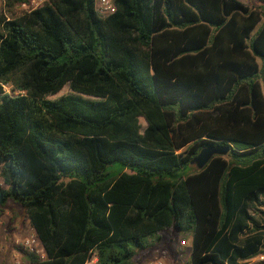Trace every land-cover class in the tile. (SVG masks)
I'll use <instances>...</instances> for the list:
<instances>
[{
    "label": "trees",
    "instance_id": "obj_1",
    "mask_svg": "<svg viewBox=\"0 0 264 264\" xmlns=\"http://www.w3.org/2000/svg\"><path fill=\"white\" fill-rule=\"evenodd\" d=\"M115 6L0 17V208L45 252L24 264H135L169 230L190 264L264 254V0ZM207 147L228 152L198 169Z\"/></svg>",
    "mask_w": 264,
    "mask_h": 264
},
{
    "label": "rangeland",
    "instance_id": "obj_2",
    "mask_svg": "<svg viewBox=\"0 0 264 264\" xmlns=\"http://www.w3.org/2000/svg\"><path fill=\"white\" fill-rule=\"evenodd\" d=\"M48 1L50 0H31L30 4L12 5V2L8 0H0V17L5 15L11 18L10 12L20 16L43 6ZM118 169L119 166H115L112 171H118ZM262 212H264V206H257L253 216L258 220V226H252V228L257 227L264 234ZM32 238L37 239L36 250L40 251L39 254L31 253L23 245ZM148 244V249L140 251L134 258L135 264H190L192 261V231L169 230L164 232L160 239L157 237L148 239ZM30 254L45 257L41 242L31 227L26 211L13 200H9L5 207L0 208V264H24ZM244 264H264V254Z\"/></svg>",
    "mask_w": 264,
    "mask_h": 264
},
{
    "label": "built area",
    "instance_id": "obj_3",
    "mask_svg": "<svg viewBox=\"0 0 264 264\" xmlns=\"http://www.w3.org/2000/svg\"><path fill=\"white\" fill-rule=\"evenodd\" d=\"M116 0H96V7L97 10L101 14H111L116 11V6H115ZM4 91L7 93H11V87L9 86H2ZM24 94V92H22ZM24 247L29 250L31 253L39 254L40 251L36 250L38 244H37V239L32 238L31 240H27L24 242ZM43 257V256H42Z\"/></svg>",
    "mask_w": 264,
    "mask_h": 264
},
{
    "label": "water",
    "instance_id": "obj_4",
    "mask_svg": "<svg viewBox=\"0 0 264 264\" xmlns=\"http://www.w3.org/2000/svg\"><path fill=\"white\" fill-rule=\"evenodd\" d=\"M227 152L228 149L224 147H207L200 152L192 164L196 165L198 169H203L215 155H226Z\"/></svg>",
    "mask_w": 264,
    "mask_h": 264
}]
</instances>
